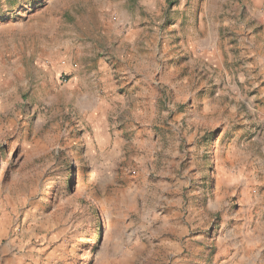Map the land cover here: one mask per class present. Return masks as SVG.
<instances>
[{
    "label": "rangeland",
    "instance_id": "374dc122",
    "mask_svg": "<svg viewBox=\"0 0 264 264\" xmlns=\"http://www.w3.org/2000/svg\"><path fill=\"white\" fill-rule=\"evenodd\" d=\"M0 264H264V0H0Z\"/></svg>",
    "mask_w": 264,
    "mask_h": 264
}]
</instances>
